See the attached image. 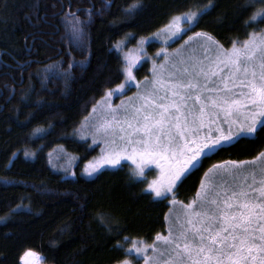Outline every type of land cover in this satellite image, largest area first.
Returning <instances> with one entry per match:
<instances>
[{"label":"trees","instance_id":"trees-1","mask_svg":"<svg viewBox=\"0 0 264 264\" xmlns=\"http://www.w3.org/2000/svg\"><path fill=\"white\" fill-rule=\"evenodd\" d=\"M140 2L142 9L129 15L136 0H0V264H21L28 249L43 264H120L133 241L151 244L165 233L171 198L154 199L146 183L130 179L127 164L84 179L79 173L98 149L73 137L101 97L124 81L123 60L114 48L124 40L125 48L136 46L171 16L196 11L209 0ZM212 5L178 45L205 32L227 49L230 41L264 29L260 20L245 23L264 7L258 2L212 0ZM70 12L85 28L84 49L66 38ZM69 62L73 67L65 79ZM57 63L60 71L46 70ZM149 70L145 63L138 79ZM39 130L44 134L35 136ZM59 147L80 156L76 179L51 170L48 156ZM261 151L260 129L255 137L222 147L183 178L176 200L190 202L213 164L252 160Z\"/></svg>","mask_w":264,"mask_h":264},{"label":"snow or ice","instance_id":"snow-or-ice-1","mask_svg":"<svg viewBox=\"0 0 264 264\" xmlns=\"http://www.w3.org/2000/svg\"><path fill=\"white\" fill-rule=\"evenodd\" d=\"M250 2L264 5V0ZM142 7L136 0L128 14ZM211 7L209 0L196 11L173 15L154 35L183 39ZM92 11L88 10L89 18ZM68 16L72 20L66 38L84 49L85 28L76 13H66L65 19ZM257 18L264 23V7L245 23L250 25ZM182 23L188 27L182 28ZM193 36L202 38L201 53L176 49L170 56L167 49H161L162 62L153 60L152 77L144 78L148 83L142 89L136 83L132 60L123 66L124 83L101 97L99 118L87 126L93 143L99 136L105 147L85 171L91 176L105 165L116 167L122 160L131 161L130 179L135 181L150 166L159 169L154 179L140 182L161 201L171 197V204H179L181 211L169 224L167 235L157 233L151 244H133L144 264H264V151L252 160L213 164L188 203L177 201L173 192L182 178L202 166L203 159L240 136L254 135L258 127L264 131V29L249 33L243 41H230L227 49L209 33L194 32ZM145 42L140 40L141 45ZM72 67L69 62L63 69L65 79ZM48 69L61 70L59 63ZM132 87L138 89L135 101L129 98L128 104L123 100L111 104L113 95L119 98ZM92 111H97L96 105ZM21 259L36 264L39 256L28 249ZM120 264L130 261L124 259Z\"/></svg>","mask_w":264,"mask_h":264},{"label":"rangeland","instance_id":"rangeland-1","mask_svg":"<svg viewBox=\"0 0 264 264\" xmlns=\"http://www.w3.org/2000/svg\"><path fill=\"white\" fill-rule=\"evenodd\" d=\"M258 20H260V18H257L256 21H251V22H257ZM195 24L196 23L194 22V25ZM181 27L187 28L188 25L182 23ZM181 35H183V33H181ZM191 36H193V35H191ZM183 37H184V35H183ZM201 39L202 38H197V37L193 36V40L189 41L188 37H187L182 41V43H180L178 45L177 42L180 41L181 39H179L177 36H167L165 33H161L160 36L154 35L152 37L145 38L146 42L143 45H141L140 41H139L136 46H133L131 48H125L128 44V41L126 43V40H124V41L120 42L117 45V48L115 47L114 50L117 51L121 55L124 66L127 64V62L129 60H132V62L134 64L133 74L136 76V83H138L140 85V88L142 89L144 87V85L148 83V81H145L144 78L139 80L137 77V71L145 63H149L150 70H149V76L148 77H149V79H151L153 60H155L157 64L162 62L163 53L161 52V49H167L168 54L170 56H172V55H174L176 49H181L182 51L185 52V54H187V50L191 48V49H195L196 54L199 55L201 53V50L199 48V40H201ZM166 40H167V42H166ZM185 41H187V44H185ZM182 46H183V48H182ZM157 53H161V55L157 56ZM123 83H124V81H123ZM137 91H138V89L136 87H132L130 90L126 89V95L120 96L119 98H117V95H113L110 98V102L113 106L120 104L121 100H123L125 104H128L129 98H132V100L135 101ZM102 103H103V101L101 100L99 102V104H102ZM99 104L96 105L97 111L96 112L92 111L90 116L81 124V126L76 130V132L73 135L75 140H77L79 142L88 143L91 149H98V156L91 159L88 163H86L79 173V175L81 177H83L84 179H87V180L94 179L96 176H98L100 173H102L104 171L116 170L124 164H127L131 167V173H132V169L134 167V165H132L131 161L122 160L120 165H117L116 167L105 165L104 167H102L100 169L99 172L93 173L91 176L88 175V173L85 171V169L88 167L89 163L95 162L96 160L99 159V157L101 156V149L105 147V145L103 144V142L99 136L96 138V142L93 143V137L91 135L92 130L90 127H87L94 120L99 118V114L101 111ZM82 126H84V127H82ZM258 130H259V127L257 129V132H258ZM257 132L252 136H240L237 138V140H239L240 138H244V137H248V138L255 137ZM43 134H44V130H39L35 133V136H40ZM237 140L233 141L231 144L235 143ZM231 144H226L223 147L229 146ZM26 155H27V157H31V158L33 157V154H31V155L26 154ZM79 161H80V156L67 151L64 147H59V148L55 149L48 156V163H49L51 170L54 173L60 174L64 179H76L77 178V166L79 164ZM158 172H159V169L155 168V165H152V166H150V168L145 169V176L143 178H138L137 180L146 179V180L150 181V180L155 178V175L158 174ZM182 180H183V178H182ZM179 184H180V182H178V185ZM178 185H177V187H178ZM177 187L173 190L174 195H175V191H176ZM150 194H152L154 199L161 200L160 198H156L154 196V193H150ZM170 207H171L172 211L171 212L169 211V213L167 215V219H166L167 228H166L164 235H167L169 224L173 222L176 214L181 211L179 204L173 205L170 202ZM142 243H144V242L133 241L132 245L130 246L129 249H132V251L130 253L127 252L128 260L130 261V264H144L143 256L137 254L135 252V250L132 248L133 244H135L137 246H141ZM151 252H152V250L148 249L149 255H151ZM26 259H28L30 261L32 260L31 257L26 258ZM21 264H25V261L22 260ZM36 264H43L42 258L40 256H39V259L36 262Z\"/></svg>","mask_w":264,"mask_h":264}]
</instances>
